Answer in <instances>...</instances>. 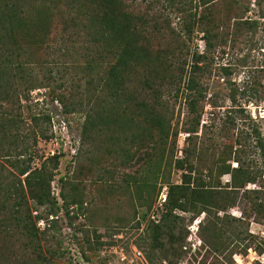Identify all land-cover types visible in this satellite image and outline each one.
<instances>
[{"label": "rangeland", "instance_id": "1", "mask_svg": "<svg viewBox=\"0 0 264 264\" xmlns=\"http://www.w3.org/2000/svg\"><path fill=\"white\" fill-rule=\"evenodd\" d=\"M121 1L141 63L110 94L101 86L119 43L81 0H0V116L16 122L11 148L27 150L0 157V178L24 185L16 161L50 168L47 158L62 155L51 182L57 216L29 199L22 208L29 227L40 216L36 238L0 188V264H264V154L254 141L234 146L253 128L264 140V0ZM194 53L204 98L189 174L175 164L191 145V114L170 75ZM169 186L185 187L174 209Z\"/></svg>", "mask_w": 264, "mask_h": 264}, {"label": "trees", "instance_id": "2", "mask_svg": "<svg viewBox=\"0 0 264 264\" xmlns=\"http://www.w3.org/2000/svg\"><path fill=\"white\" fill-rule=\"evenodd\" d=\"M82 2L86 3L88 6ZM170 3H172V0H170ZM123 6L124 5L121 0H81L79 7L80 10H88L89 15H94L95 20L90 22L95 24V27H99L97 31L106 32V34L111 35L113 41L115 40L118 41L117 43H119L120 54L117 58V64L113 65L109 69L103 87L101 86V91L108 90L110 94H119V91L123 92L124 82L126 81L125 79L132 72H138L137 63H141L140 57L135 56L134 52L128 47L126 42L127 33H125L124 30L123 19L127 14L123 12ZM21 24L22 23H18V25ZM185 32L189 34L190 29L188 28ZM135 35L136 33H134V36ZM169 52L171 57L175 56L174 50H170ZM202 59V54L194 53L190 57L189 61L183 60L182 62L173 63L175 66V72L174 74L170 75V80L178 85L176 88V93H182L184 95L183 97L187 99L189 114H191V116L187 118V122L190 124V127L185 128V132L188 135L186 140H188V142L190 141L191 145L183 151V159H178L175 164L176 168L178 169L189 170V174L196 172L194 171L193 167V163L197 158V152L195 149L196 143L192 144V141L196 140L198 137L197 127L200 123V114L198 112L199 110H197V103L204 98L203 92L199 87V83L196 81L197 74L201 70L200 63ZM183 80L184 87L182 90L179 86L181 83H183ZM144 84H148L147 79L145 80ZM15 125V120L11 121L4 116H0V157H20L27 155L26 148L21 150H19L18 147H15L14 150L11 148L14 144L10 140V137L13 136L11 130L15 127ZM247 141H254V148H258L260 153L262 155L264 154V140L261 138L260 132L254 128L249 133L241 131L236 139H234V146L237 147L236 153L239 151L241 152L242 147L248 145ZM61 156V154H55L50 158H47L51 166L50 168L44 163L41 164L39 169H33L31 167V160H28L27 166L23 167L16 161L14 168L19 176L25 175L24 185L19 177L18 179L16 178L14 185L11 183L6 185L7 182L2 181L0 178V188H4L3 191L5 192L6 196H8V199L12 198L13 200V204L11 205L12 218L16 222L17 226L24 230V233L28 237L30 236L31 238H36L37 230H35V225L40 219V216H35L33 221L34 225H31L33 227H29V224L26 220L27 217L31 219L29 205L26 206V208L28 207V209H26L28 212H25V214L22 212V208L26 204V199L31 200L35 206L44 207V210L49 216L56 217L57 213L59 212L60 208L51 193V182L54 177V171L57 170ZM143 160L145 163L148 161L150 162L152 161V156L146 154ZM184 166L185 169L183 168ZM183 178V183H189L188 181H190L191 175H184ZM252 181H254V178L247 179V182ZM146 185L149 187V184ZM183 188L185 187L169 186L167 199L165 202V204L169 206L168 209L179 207L178 202H176L173 197L176 191L181 192L183 191ZM263 207V205L257 204L258 209L262 210ZM168 213L169 212L167 211L164 214L167 215ZM22 214H24L25 217H23ZM51 223L53 222L51 221ZM31 243H33V239ZM37 258L39 263L40 261L43 262V259L40 255H38ZM44 264H48V262Z\"/></svg>", "mask_w": 264, "mask_h": 264}]
</instances>
